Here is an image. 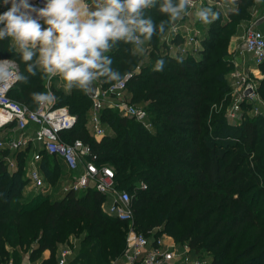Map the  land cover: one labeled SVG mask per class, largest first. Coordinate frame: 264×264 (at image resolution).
<instances>
[{"label": "trees", "instance_id": "16d2710c", "mask_svg": "<svg viewBox=\"0 0 264 264\" xmlns=\"http://www.w3.org/2000/svg\"><path fill=\"white\" fill-rule=\"evenodd\" d=\"M222 1L223 6L206 7L216 15L200 25L203 36L196 53L169 50L173 17L161 11L165 0H153L140 13L153 23L151 38L141 35V45L110 42L103 54L120 78L98 75L96 84L107 88L132 73L127 92L148 110L153 130L106 106L100 115L107 131L97 139L89 130L90 93L75 85L69 89L60 76L50 77L39 63V46H28L33 57L25 61L19 45L6 35L0 39V58H11L21 68L13 98L36 109L41 102L36 96L51 93L54 106H68L77 116L75 127L62 136L90 143L99 155L97 163L113 167L117 187L132 195L137 230L168 234L176 244L208 252L210 264H264V116L246 114L236 123L226 113L235 67L229 46L237 30L252 21L258 0ZM10 6L2 4L0 14ZM160 60L163 67L157 71ZM257 88L264 101V78ZM28 151H19L14 171L0 159V264H22L27 252L34 264H58L61 246L73 240L78 242L73 264L122 259L128 223L103 210L109 196L94 187L50 196L48 185L60 182L66 165L44 150L40 168L48 185L25 195Z\"/></svg>", "mask_w": 264, "mask_h": 264}, {"label": "built area", "instance_id": "2783aa9c", "mask_svg": "<svg viewBox=\"0 0 264 264\" xmlns=\"http://www.w3.org/2000/svg\"><path fill=\"white\" fill-rule=\"evenodd\" d=\"M47 0H29L37 8H43ZM222 0H190L180 16L172 18L169 32V50H178L181 54L196 53L200 48L203 36L202 26L204 21L198 17L200 11L208 6H223ZM103 6V4H101ZM44 23L43 19L40 21ZM46 27V25H45ZM134 35L143 43V37L138 31ZM172 38V39H171ZM176 40V41H173ZM244 49L251 55L252 64L264 65V32L257 27V21H251L244 30L242 37ZM244 59V58H243ZM238 61V62H236ZM236 70L233 75L240 81L232 102L227 108V115L237 119L247 102L252 107L253 115L264 116V101L258 92V86L253 79V70L248 72L245 63L234 59ZM20 67L17 61L11 58H0V150L9 152L0 159L9 164V169H18L16 151H21L31 143L40 142L41 148L32 154L30 166L26 167L27 178L32 183L33 189L43 191L47 182L40 168L42 161L41 150L61 158L72 178L64 190L81 191L87 188H96L109 196L110 200L102 204L103 210L111 217L128 223L125 255L120 260L111 264H210L211 255L208 252L196 253L189 244L177 245L172 236L167 234L153 235L139 231L134 226V211L132 195L127 189H120L116 185L115 172L109 164L99 165V155L92 145L77 138L68 142L62 136L63 132L72 130L77 123V116L72 114L68 106L47 105L40 102L39 107L31 109L27 104L13 98L10 93L15 87L20 76ZM60 76L59 74L51 75ZM132 77L128 73L125 77L107 88L98 87L90 91L93 100L90 132L97 138H102L107 128L103 125L100 112L106 106L116 108L122 116L135 118L147 129L153 130L154 126L148 110L136 105L127 92V83ZM251 92L246 94V91ZM35 124L36 127H32ZM14 131L18 136H10ZM32 131V133H31ZM11 133V134H10ZM81 169V170H80ZM80 171V172H79ZM144 185V183L142 182ZM78 242L65 244L59 250V263L67 264L70 256L77 254ZM8 264H14L9 262Z\"/></svg>", "mask_w": 264, "mask_h": 264}, {"label": "clouds", "instance_id": "9594fccd", "mask_svg": "<svg viewBox=\"0 0 264 264\" xmlns=\"http://www.w3.org/2000/svg\"><path fill=\"white\" fill-rule=\"evenodd\" d=\"M11 6L0 14V39L12 37L23 51V59L29 61L33 52L28 46H39V63L51 75L59 74L71 89L74 85L90 92L92 82L98 75H110L118 80L119 74L112 72L111 60L103 54L110 48V42L118 40L139 42L136 31L145 38L154 32L150 20L140 18L141 9L153 0H104L103 6L82 19L80 0H47L43 8H37L29 0H10ZM190 0H179L173 6L172 0H165L161 11L173 18L189 4ZM5 4L9 0H4ZM210 10H203L198 17L208 22ZM215 18V13L212 14ZM43 19L44 23L40 21ZM46 25V27H45ZM161 27V31H162ZM163 60L157 61L156 70L163 67ZM36 99L50 102L51 93L39 94Z\"/></svg>", "mask_w": 264, "mask_h": 264}, {"label": "rangeland", "instance_id": "374dc122", "mask_svg": "<svg viewBox=\"0 0 264 264\" xmlns=\"http://www.w3.org/2000/svg\"><path fill=\"white\" fill-rule=\"evenodd\" d=\"M225 4V3H224ZM89 11H91L90 9H89ZM254 17H253V19H252V21H254V20H256L257 21V27L262 31V32H264V1L263 0H258V3H257V5H255L254 6ZM213 17V15H212V13H209V15H208V18H212ZM251 23V22H250ZM249 22L247 23V22H245V24L244 25H242L238 30H237V32H236V34L233 36V37H239L238 38V43L239 44H243V41H242V37H243V34H244V30H245V28L247 27V25H249L250 24ZM232 40H233V38H232ZM248 58V57H247ZM243 59V56H242V58L241 59H235V60H239L240 62L242 61V62H244L245 63V65H244V68L246 69V71L248 72L250 69L251 70H253V74L251 73V75L253 76V79H255L256 80V82H257V86H258V83H259V81L260 80H262L263 78H264V69L262 70L261 68H260V66H256V65H254V64H251L250 62H251V60H249V58L248 59ZM236 62H238V61H236ZM234 65H235V63H234ZM20 67V66H19ZM236 70V65H235V67H234V69L231 71V73H230V75H229V81H230V85H231V92H232V96H233V98H234V96H235V94H237V87H239V84L238 83H240V81H239V79L237 78V77H235L234 75H233V72ZM20 71H21V68H20ZM60 79H62L63 80V78L60 76ZM64 81V80H63ZM94 82H95V84H96V81L94 80ZM97 85V84H96ZM52 102L53 101H50V102H45V104H47V105H51L52 104ZM230 105V104H229ZM228 108V107H227ZM252 107H246V106H244L243 108H241V111H243V112H241L240 114H239V117L237 118V119H232V121H235L236 123H238V122H241L244 118H246V114H253V112H252ZM226 113H227V109H226ZM13 134V133H12ZM10 136H13V135H10ZM2 137V135L0 134V138ZM101 139V138H100ZM16 154H14V155H16V157H17V160H19L20 159V154H19V151H16L15 152ZM8 155H9V152L7 153ZM0 156H3V154L2 153H0ZM7 167L9 168V164H7ZM26 172H27V170H26ZM25 175V178L27 177L26 175H27V173H25L24 174ZM71 178H72V176L70 175V174H66V172H65V174H64V176L62 177V179H60V182H56V183H53V184H47L48 185V187H49V190H50V196H53V195H56V194H59V192L61 193L62 192V190L63 191H66V190H64L65 189V187L66 186H68V184L70 183L69 181L71 180ZM69 182V183H68ZM32 187V184H29L27 187H26V190L28 189V188H31ZM29 190V189H28ZM84 190H86V189H84ZM84 190H81V191H77V192H79V193H81V192H83ZM34 190H31L30 189V191L29 192H33ZM29 192H25V195H28V193ZM154 233V232H153ZM168 235V234H167ZM170 236V235H169ZM172 239H173V237H172ZM177 245H180V244H177Z\"/></svg>", "mask_w": 264, "mask_h": 264}, {"label": "crops", "instance_id": "0c3cea01", "mask_svg": "<svg viewBox=\"0 0 264 264\" xmlns=\"http://www.w3.org/2000/svg\"><path fill=\"white\" fill-rule=\"evenodd\" d=\"M9 2H10V0H9ZM103 3H104V0H80V4H79L78 6H79L80 9H81V13H82V17H81V18H82V19H86L88 13H90V12H92V11H95V10L97 9V7L101 6V4H103ZM2 4H5V3H4V0H0V6H1ZM89 9H90L91 11H89ZM183 10H184V9H183ZM183 10H182V11H183ZM182 11H181V12H182ZM181 12H180V13H181ZM178 16H180V15H178ZM178 16H177V17H178ZM249 23H250V22H249ZM198 25L200 26V25H202V23H199ZM238 38H239V37H233V40L231 41L230 46H229V52L232 53V55H233V57H234L235 59H241L242 56H243L244 59H246V58L248 57L249 60L252 61V59H251V55H250L248 52H246V51L243 52V53L240 52V48L244 49V44H239V43L237 42V41H238ZM248 58H247V59H248ZM250 63L252 64V62H250ZM91 87H92V90H91V91H95L99 86L96 85L95 82L93 81ZM89 123H90V122H89ZM32 127H36V125L33 124ZM31 133H32V131H31ZM10 134H11V133H10ZM12 135H13V136H18V135H19V132L14 131ZM28 147H30V151H28L29 153H28V155L26 156V159H25V164H24L25 168L28 167V166H30V161H31L32 154L34 153V151H35L36 149H40V148H41V143H40V142L31 143ZM16 158H17V157H16ZM20 159H21V158H20ZM17 161H18V165H19V160H17ZM80 170H81V169H80ZM11 171H12V170H11ZM65 171H66V174H70V173H68L67 169H66ZM79 172H80V171H79ZM70 175H71V174H70ZM69 182H70V181H69ZM69 182H68V183H69ZM29 184H32V183L29 182ZM29 184H27V186H28ZM27 186H26V187H27ZM26 187H25V192H29L30 189L36 191L35 189H33V186H32L31 188H28L29 190H28V189L26 190ZM34 191H33V192H34ZM73 241H74V240H73ZM62 246H64V245H62ZM62 246H61V247H62ZM50 255H51L50 250H46V251L44 252V257H45V258H48ZM76 255H77V254L70 256V258L68 259V263H67V264H73L72 262L75 260ZM58 257H59V252H58ZM22 264H34V262L32 263V262L30 261V257H29V253H28V252L25 253V254L23 255V258H22ZM76 264H78V263H76ZM79 264H80V263H79ZM118 264H123V261H119Z\"/></svg>", "mask_w": 264, "mask_h": 264}, {"label": "water", "instance_id": "95a60500", "mask_svg": "<svg viewBox=\"0 0 264 264\" xmlns=\"http://www.w3.org/2000/svg\"><path fill=\"white\" fill-rule=\"evenodd\" d=\"M251 92V89H248L247 91H246V94H248V93H250Z\"/></svg>", "mask_w": 264, "mask_h": 264}]
</instances>
